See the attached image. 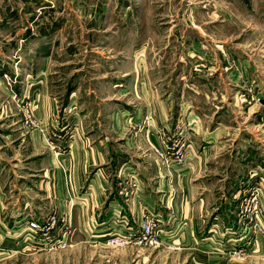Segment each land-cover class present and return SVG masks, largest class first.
Instances as JSON below:
<instances>
[{
  "label": "rangeland",
  "instance_id": "rangeland-1",
  "mask_svg": "<svg viewBox=\"0 0 264 264\" xmlns=\"http://www.w3.org/2000/svg\"><path fill=\"white\" fill-rule=\"evenodd\" d=\"M101 168L124 199L191 180L209 246L88 241ZM0 221V264H264V0H0Z\"/></svg>",
  "mask_w": 264,
  "mask_h": 264
},
{
  "label": "crops",
  "instance_id": "crops-1",
  "mask_svg": "<svg viewBox=\"0 0 264 264\" xmlns=\"http://www.w3.org/2000/svg\"><path fill=\"white\" fill-rule=\"evenodd\" d=\"M93 155L92 159L97 161L98 156H101V152L96 150ZM68 164L70 166L69 170L72 167V173L69 171L70 173L66 175L65 180L60 181L59 184L62 182L60 185L71 192L70 196L74 195L72 190L81 188L82 182L86 180L85 167L87 163L82 166L78 162L79 166H77V164L69 161ZM104 175V168L98 169V171L93 173L87 183V194L83 193V196L78 198L80 200L77 202L80 203V206H74L82 214L86 213L88 216L91 213L90 220L95 219L93 223L89 224V222H85L88 217L86 218L85 214L81 215V222L83 223L80 225L83 230L87 229L88 241L94 243L105 242V237L112 231L124 232L127 229L134 228L143 213L153 211L160 216L165 225H172V227L175 224L177 225V233L172 236H177L176 240L184 245V248L197 245L206 249L205 247L211 243L213 234L209 232L200 236V232L203 230V224L206 222L210 210L214 207H211L208 194H200L192 185L191 180L177 179L174 181L173 179H161L163 185L160 184V186H165L164 190H160V188L158 190L153 189L152 191H155V194H153L145 188V182L141 179L140 183L144 190H142L143 192H138L140 197L133 195L124 199L115 194L112 196L106 195L104 190L108 189V185ZM56 180L54 178V181ZM170 181L173 182L174 189L169 184ZM165 182L167 183L165 184ZM14 222L18 223L15 220ZM0 224L4 226L5 222L0 221Z\"/></svg>",
  "mask_w": 264,
  "mask_h": 264
},
{
  "label": "built area",
  "instance_id": "built-area-1",
  "mask_svg": "<svg viewBox=\"0 0 264 264\" xmlns=\"http://www.w3.org/2000/svg\"><path fill=\"white\" fill-rule=\"evenodd\" d=\"M56 222L55 216L51 215L45 220H31L28 222L27 228L34 234H45L50 232ZM162 220L159 215L152 214L145 217L142 222L138 223L136 227L127 229L124 232H119L118 234H112L107 239L106 242L111 243H130L137 242L138 244H148L155 245L159 242V236L157 230L161 227ZM57 243V241H56ZM64 243L65 242H59Z\"/></svg>",
  "mask_w": 264,
  "mask_h": 264
}]
</instances>
